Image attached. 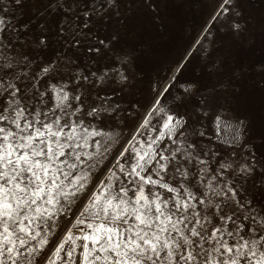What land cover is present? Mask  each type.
<instances>
[{
    "label": "snow or ice",
    "instance_id": "obj_1",
    "mask_svg": "<svg viewBox=\"0 0 264 264\" xmlns=\"http://www.w3.org/2000/svg\"><path fill=\"white\" fill-rule=\"evenodd\" d=\"M176 2L0 0V264H264V0L200 83L144 59Z\"/></svg>",
    "mask_w": 264,
    "mask_h": 264
},
{
    "label": "rangeland",
    "instance_id": "obj_2",
    "mask_svg": "<svg viewBox=\"0 0 264 264\" xmlns=\"http://www.w3.org/2000/svg\"><path fill=\"white\" fill-rule=\"evenodd\" d=\"M208 11L207 0H177L168 9L163 28L146 21L144 59L152 64L159 75L163 76L165 69L187 49L192 57L181 80L190 79L200 83L203 79L208 82L209 77L206 73L211 62L219 55L218 50H222L231 41L226 32L220 31L217 32V39L212 47H209L207 40L199 47L195 44L196 40L201 39L198 34ZM228 134L229 129L226 126L218 133L225 138Z\"/></svg>",
    "mask_w": 264,
    "mask_h": 264
}]
</instances>
